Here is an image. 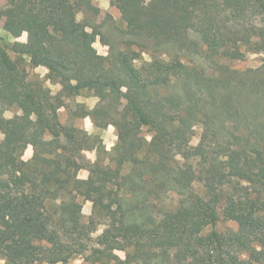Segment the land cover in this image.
Instances as JSON below:
<instances>
[{"label": "trees", "instance_id": "obj_1", "mask_svg": "<svg viewBox=\"0 0 264 264\" xmlns=\"http://www.w3.org/2000/svg\"><path fill=\"white\" fill-rule=\"evenodd\" d=\"M110 2L126 19L129 37L99 30L94 21L100 9L92 0H0L4 29L15 37L27 33L25 45L15 49L34 66L50 69L48 79L62 86L52 94L40 82L28 81L0 35V255L5 264H67L72 246L64 245V235L79 239V248L87 244L77 195L92 201L99 216L118 223L97 237L93 262L102 259L95 256L100 252L128 263L113 253L124 249L120 237L128 235L178 245L174 255H163V264H237L214 228L221 207L245 234L240 242L249 246L250 256L264 260V0ZM78 10L85 12L84 22L77 19ZM98 36L109 47L107 55L94 46ZM144 52L150 60L137 64ZM250 52L262 54L259 66L240 70L219 59L242 60ZM83 90L100 98L84 116L97 126L113 124L118 137L110 151L115 167L97 160L87 178L78 171L84 167L82 152L93 148L91 134L58 120L62 97ZM7 105L22 113L5 117ZM199 122L201 140L190 145ZM143 127L152 131L151 139ZM29 145L33 155L24 159ZM177 155L206 163L201 196L192 189L200 180L196 166H181ZM126 165L130 171L124 174ZM183 188L185 198L177 208L153 209L159 202L152 200ZM69 189L76 195L63 198ZM48 200L59 201L56 218L45 213ZM208 224L213 230L205 235Z\"/></svg>", "mask_w": 264, "mask_h": 264}, {"label": "rangeland", "instance_id": "obj_2", "mask_svg": "<svg viewBox=\"0 0 264 264\" xmlns=\"http://www.w3.org/2000/svg\"><path fill=\"white\" fill-rule=\"evenodd\" d=\"M4 2V1H3ZM93 4L99 7L100 11L95 19V23L99 25L98 29L104 33H116L118 36L129 37L128 34H124V30L127 29V21L124 18L121 10L116 6L111 4L110 0H92ZM77 19L84 22L86 14L82 10L77 11ZM0 35L9 42L8 53L13 60H15L18 66L26 72L27 80L36 83L40 82L47 88H50L52 94H58L62 90L60 83L51 82L48 79V69L45 66H34L30 57L26 54L18 52L16 49L25 45L27 42V33L24 32L22 35L15 37L6 31L3 27V20L0 21ZM95 48L100 54L107 55L109 47L103 44L99 40L94 42ZM16 48V49H15ZM221 61L230 65L232 68L244 70L248 67H257L262 63V54L261 53H247L246 57L242 60L240 59H221ZM143 60H150V54L144 52L142 57L138 59L137 64H140ZM140 62V63H139ZM218 72V71H217ZM62 99L65 102V105L59 108L58 110V120L60 123L67 126H76L84 129L89 134H91V145L93 146L90 150H84L82 152L83 158V168L78 171V176L80 178H87L90 174V166L97 162L102 166H112L115 167V163L110 161V151L113 146L117 143V129L113 124L105 126H97L93 122L91 116H84V112L91 110L96 107L99 103L100 98L94 94L93 90H83L81 93L72 96H63ZM124 105V101H121L116 109V112H120ZM22 110L17 105H7L3 108V115L7 118H11L16 114H21ZM91 121H90V120ZM100 120L104 122L105 117H100ZM89 122H92L89 123ZM142 133L149 139L152 136V131L148 127L142 128ZM203 133L202 123H197L194 126V134L191 137L190 145H196L201 140V135ZM3 138V134L0 131V139ZM98 148V149H97ZM107 150V151H106ZM33 155V146L29 145L25 151L23 158L30 159ZM176 160L179 161L181 166H188L189 164H194L197 168V173H199L198 180L196 184L192 187L194 194L201 196L203 191L202 183L206 181L205 172L207 170L206 163L201 160H191L184 159L180 155H177ZM130 171V166L126 165L123 168V173L127 174ZM129 186L125 185V188ZM237 187L234 189L236 191ZM187 191L186 188H183L180 193L176 192L174 189L171 191L165 192L161 195L160 201L156 199L152 200L157 205L155 210L161 208L162 210L168 209L170 207L177 208L180 203V200L185 198L184 193ZM225 191H232V188L225 186ZM76 195L74 189H69L65 192L62 197L65 199L72 198ZM128 197L132 198L128 193ZM75 200L82 203V222L88 226L85 230V236L87 239V244L81 248L77 246L79 239H74L69 235L65 234L63 238L64 245L68 244L72 246L71 248V257L67 264H163L162 258L165 253L174 255L177 250L178 245H174L170 242H164L159 244L156 241H144L143 238L138 240L134 237L123 235L120 237L121 243L124 246L123 250H115L113 253L119 256L122 260H128V263H121L116 259H108L102 253H96L95 256H103L102 259L93 262V249L98 247L97 237L104 231L105 228L111 226L115 228L118 223L116 220H112L108 216H99L96 212L93 211V203L90 200H85L84 196L77 195ZM59 201H50L46 202L45 213L55 216V205ZM223 207L218 208L219 219L216 226L214 227L221 236H224L226 239V248L227 256H232L235 258L237 256V264H264V260L257 259L256 257L250 256L249 246L243 245L245 234L239 230L238 224L232 220L228 219L223 215ZM97 222V224L91 223V221ZM213 227L211 224L205 225L202 229V233L207 235L212 232ZM71 233L75 234V231ZM84 234V233H83ZM241 241V242H240ZM45 242V241H44ZM43 242V243H44ZM138 244V247L136 246ZM65 248V246H64ZM257 248L260 249L258 245ZM130 254V255H128ZM0 259L5 260L1 255ZM187 262V261H186ZM62 264V263H58Z\"/></svg>", "mask_w": 264, "mask_h": 264}, {"label": "clouds", "instance_id": "obj_3", "mask_svg": "<svg viewBox=\"0 0 264 264\" xmlns=\"http://www.w3.org/2000/svg\"><path fill=\"white\" fill-rule=\"evenodd\" d=\"M85 30L90 31V29H87V28ZM48 71H50V69ZM72 83H73V85H75L77 83V81L73 80ZM126 90H127L126 88L122 89V91H126ZM149 139H151V138L149 137ZM257 250L259 251L260 249L257 248ZM0 264H5V260L0 259Z\"/></svg>", "mask_w": 264, "mask_h": 264}, {"label": "crops", "instance_id": "obj_4", "mask_svg": "<svg viewBox=\"0 0 264 264\" xmlns=\"http://www.w3.org/2000/svg\"><path fill=\"white\" fill-rule=\"evenodd\" d=\"M90 120V119H89ZM91 121V120H90ZM89 123H91L92 124V122H89Z\"/></svg>", "mask_w": 264, "mask_h": 264}]
</instances>
